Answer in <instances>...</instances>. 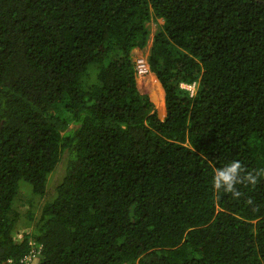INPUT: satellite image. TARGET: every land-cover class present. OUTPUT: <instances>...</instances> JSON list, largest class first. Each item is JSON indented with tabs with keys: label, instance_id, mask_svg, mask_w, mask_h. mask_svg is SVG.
<instances>
[{
	"label": "trees",
	"instance_id": "trees-1",
	"mask_svg": "<svg viewBox=\"0 0 264 264\" xmlns=\"http://www.w3.org/2000/svg\"><path fill=\"white\" fill-rule=\"evenodd\" d=\"M158 20L164 110L136 70ZM234 160L239 197L213 188ZM32 240L34 264H264V0H0V264Z\"/></svg>",
	"mask_w": 264,
	"mask_h": 264
},
{
	"label": "rangeland",
	"instance_id": "rangeland-1",
	"mask_svg": "<svg viewBox=\"0 0 264 264\" xmlns=\"http://www.w3.org/2000/svg\"><path fill=\"white\" fill-rule=\"evenodd\" d=\"M162 24H163L162 20L151 21L148 24L149 31H150V39H149L148 45L143 50L141 51L135 50V53L138 59L145 58L146 60H148V57L151 51L153 37L156 31L158 30V28L160 27V25ZM181 86L183 87V89H186V90L189 89V87L185 88L186 86L184 84H182ZM139 87L143 94L149 95V98L153 102L155 109L164 110L165 93L161 85L157 81L156 77L152 73L139 78ZM69 126L70 127L67 128V130L74 128V124L72 122L70 123ZM64 159H65V156L62 157L60 163L55 168V171L49 176L46 196L41 199H39L38 197H35L36 198V204H35L36 219L40 217L42 206L45 204L46 201H48L53 196V193H54L53 187L63 175ZM32 196L33 195H32L31 189L27 185L24 184L20 191V200L22 199L21 203L23 204V206L26 204L27 199L32 198ZM27 208H28V205L26 204L23 208V211H25ZM33 230H34V226H31L29 228L25 226H19L17 231L26 232V231H33Z\"/></svg>",
	"mask_w": 264,
	"mask_h": 264
},
{
	"label": "clouds",
	"instance_id": "clouds-1",
	"mask_svg": "<svg viewBox=\"0 0 264 264\" xmlns=\"http://www.w3.org/2000/svg\"><path fill=\"white\" fill-rule=\"evenodd\" d=\"M139 59H137V63ZM136 70H137V65H136ZM150 73H151V69L149 66V71L146 74H142V75L138 73V78L148 75ZM184 85L186 86L185 88L189 87V89L187 90L189 91L190 95L193 97L196 91V85L194 84L193 85L184 84ZM256 183H257V176L253 175L252 173H246L242 163L235 160L227 164L223 168L216 169L213 176V188L216 191L223 189L224 192L231 193L233 197H239L241 195V193L238 191L236 187L237 185L239 184L255 185ZM20 234L23 235V231ZM18 235L19 234L15 235L16 236L15 240L18 241L22 240L23 236L21 239H19ZM32 244H35V246L38 245L33 240L30 241V245Z\"/></svg>",
	"mask_w": 264,
	"mask_h": 264
},
{
	"label": "built area",
	"instance_id": "built-area-1",
	"mask_svg": "<svg viewBox=\"0 0 264 264\" xmlns=\"http://www.w3.org/2000/svg\"><path fill=\"white\" fill-rule=\"evenodd\" d=\"M137 71L140 75L142 74H146L149 71V65L146 59L144 58H140L138 60L137 63ZM22 234L18 235V238L21 239L22 238ZM31 246H33V251L31 253V255H29L26 259L24 264H34V262L38 259V257L40 256V251L42 249L41 246L37 247L38 249H36L35 244H32ZM11 262V261H10Z\"/></svg>",
	"mask_w": 264,
	"mask_h": 264
}]
</instances>
